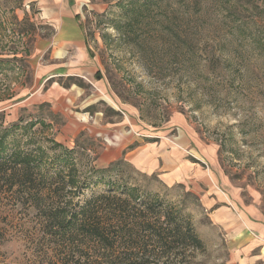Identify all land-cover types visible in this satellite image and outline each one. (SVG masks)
Returning a JSON list of instances; mask_svg holds the SVG:
<instances>
[{"label": "rangeland", "instance_id": "rangeland-1", "mask_svg": "<svg viewBox=\"0 0 264 264\" xmlns=\"http://www.w3.org/2000/svg\"><path fill=\"white\" fill-rule=\"evenodd\" d=\"M148 1L133 29L136 0H89L71 60L46 50L36 2L0 0V144L70 152L81 180L124 160L129 186L191 217L189 264H264V0ZM177 146L188 165L169 184Z\"/></svg>", "mask_w": 264, "mask_h": 264}, {"label": "trees", "instance_id": "trees-1", "mask_svg": "<svg viewBox=\"0 0 264 264\" xmlns=\"http://www.w3.org/2000/svg\"><path fill=\"white\" fill-rule=\"evenodd\" d=\"M153 4L126 8L125 27L145 21ZM123 161L81 180L70 152L47 164L0 144V264H189L184 252L204 247L191 217L129 186ZM17 246L20 262L8 251Z\"/></svg>", "mask_w": 264, "mask_h": 264}, {"label": "crops", "instance_id": "crops-1", "mask_svg": "<svg viewBox=\"0 0 264 264\" xmlns=\"http://www.w3.org/2000/svg\"><path fill=\"white\" fill-rule=\"evenodd\" d=\"M37 3L41 12L40 18L54 28V34L51 38H45L46 50L52 46L58 45L57 48L63 53H58L57 58L71 57V60H77L78 53L82 55L85 48L87 32L82 25L83 8L87 6L89 0H31ZM81 51V52H80ZM53 56V53L51 55ZM63 69H61L62 71ZM169 151L168 158H161V168L166 165L163 160L168 159L173 167L164 169L163 177L169 184L176 180L175 176L171 175L174 169L180 170L182 167H187L188 163L184 159V149L180 146L172 147ZM133 153L130 151L126 156ZM167 153V152H166ZM121 155V154H120ZM154 160V159H153ZM132 161L142 167V159L134 157ZM154 167H152L153 170ZM142 169V168H141ZM178 174H181L178 172Z\"/></svg>", "mask_w": 264, "mask_h": 264}]
</instances>
